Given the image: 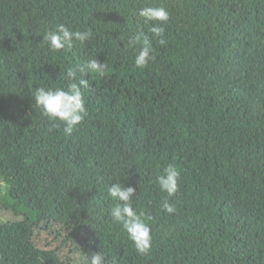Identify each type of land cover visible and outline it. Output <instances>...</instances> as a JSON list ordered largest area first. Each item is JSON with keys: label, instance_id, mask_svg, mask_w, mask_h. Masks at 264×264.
Listing matches in <instances>:
<instances>
[{"label": "trees", "instance_id": "1", "mask_svg": "<svg viewBox=\"0 0 264 264\" xmlns=\"http://www.w3.org/2000/svg\"><path fill=\"white\" fill-rule=\"evenodd\" d=\"M145 4L171 18L140 69L128 38H152ZM61 23L93 37L54 52L42 35ZM94 58L105 73L84 75L88 115L65 135L31 90L67 88V69ZM168 164L171 198L155 182ZM0 182L5 206L64 227L105 264H264V0H0ZM112 183L136 190L146 256L112 222Z\"/></svg>", "mask_w": 264, "mask_h": 264}, {"label": "clouds", "instance_id": "2", "mask_svg": "<svg viewBox=\"0 0 264 264\" xmlns=\"http://www.w3.org/2000/svg\"><path fill=\"white\" fill-rule=\"evenodd\" d=\"M138 15L146 25H151L149 31L152 33V38L149 39L143 33L134 34L128 38V44L132 47L140 44L134 62L138 68L143 69L155 60L152 40H156L162 46L167 43L164 38L165 25L169 22L171 14L162 5L145 4L139 8ZM42 37V41L52 51L60 52L72 49L77 42L83 45L92 39L93 32L90 28L78 30L61 23L56 26L55 30L44 32ZM106 67L105 63H101L95 58L89 59L86 64L69 67L64 76V79L69 81L67 88L37 87L31 90L34 107L40 110L41 115L48 119L52 127H59L60 124H63L65 135L70 136L88 115L82 89H88L90 84L88 79L83 78L84 75L89 71L104 75ZM78 73L81 78L77 82ZM179 180L180 171L177 166L168 164L156 176L155 182L159 190L171 198L179 191ZM135 191L134 187H125L122 183H112L108 186L107 196L117 202L110 208L109 215L112 222L119 224L126 232L129 240L133 242L137 254L146 256L152 248V229L145 220V214L142 211L137 212L133 207ZM162 208L168 214L176 211L175 205L168 199L164 200ZM0 264H4L2 257H0ZM90 264H105L104 255L99 251L93 253Z\"/></svg>", "mask_w": 264, "mask_h": 264}, {"label": "rangeland", "instance_id": "3", "mask_svg": "<svg viewBox=\"0 0 264 264\" xmlns=\"http://www.w3.org/2000/svg\"><path fill=\"white\" fill-rule=\"evenodd\" d=\"M6 183L0 182V230L6 264H90L93 253L69 231L49 223H33L4 205Z\"/></svg>", "mask_w": 264, "mask_h": 264}]
</instances>
